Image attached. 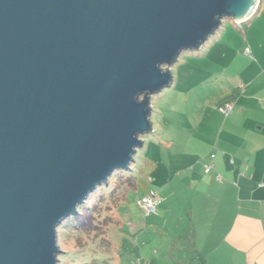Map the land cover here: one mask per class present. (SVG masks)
<instances>
[{"label": "water", "instance_id": "95a60500", "mask_svg": "<svg viewBox=\"0 0 264 264\" xmlns=\"http://www.w3.org/2000/svg\"><path fill=\"white\" fill-rule=\"evenodd\" d=\"M257 1L0 0V264H59V227L130 169L173 64Z\"/></svg>", "mask_w": 264, "mask_h": 264}, {"label": "crops", "instance_id": "0c3cea01", "mask_svg": "<svg viewBox=\"0 0 264 264\" xmlns=\"http://www.w3.org/2000/svg\"><path fill=\"white\" fill-rule=\"evenodd\" d=\"M259 18V28L245 35L252 59L243 55L246 61L231 67L225 95L207 101L198 128H183L175 142L162 143L168 150L181 146L173 159L145 162L162 182L165 226L171 215L174 236L157 243L169 249L159 256L155 240L146 238L155 218L135 227L142 236L138 264H264V0L241 25ZM235 90L233 112L225 116L218 107Z\"/></svg>", "mask_w": 264, "mask_h": 264}, {"label": "rangeland", "instance_id": "374dc122", "mask_svg": "<svg viewBox=\"0 0 264 264\" xmlns=\"http://www.w3.org/2000/svg\"><path fill=\"white\" fill-rule=\"evenodd\" d=\"M260 22L259 18L241 25L243 22L225 19L200 50L181 54L171 68L172 85L151 99L153 132L142 137L144 145L138 150L130 169L115 172L108 185L92 193L78 214L59 227V264H82L94 260L109 264H138L136 240L142 236L135 233V227L147 224V220L150 223L151 218H155L154 228L148 225L146 238L155 240L154 247L159 256L167 257L169 249L161 248L162 245L157 243L168 240L169 234L173 238L170 227L175 219L168 216V225L165 226V207L159 206L153 217L147 216L139 207L145 188L158 192L164 190L155 169H149L145 162L159 163L162 160L166 163L176 156L180 151L177 150L181 147L179 144L171 150L163 144L168 140L175 142L183 128H198L207 101L212 105L225 95L229 89L226 78L234 74L231 67L246 61L244 56L252 59V55L246 53L245 35L252 27L258 29ZM250 41L253 43L252 38ZM165 195L168 193L163 192L161 197ZM181 258L182 254L179 262Z\"/></svg>", "mask_w": 264, "mask_h": 264}, {"label": "built area", "instance_id": "2783aa9c", "mask_svg": "<svg viewBox=\"0 0 264 264\" xmlns=\"http://www.w3.org/2000/svg\"><path fill=\"white\" fill-rule=\"evenodd\" d=\"M241 24V23H240ZM249 54V50L246 51ZM234 109V105L232 102H226L223 106L219 108V110L225 115L229 116ZM212 165H205V172L209 174L212 170ZM218 181L221 182L222 178L218 177ZM151 182V179H150ZM162 200L159 196L158 191L150 189L148 193L143 196L138 204L139 207L145 212L147 216L155 215L158 212V208L161 205Z\"/></svg>", "mask_w": 264, "mask_h": 264}, {"label": "trees", "instance_id": "16d2710c", "mask_svg": "<svg viewBox=\"0 0 264 264\" xmlns=\"http://www.w3.org/2000/svg\"><path fill=\"white\" fill-rule=\"evenodd\" d=\"M237 94H239V90H235L234 93H233V95H232L231 97H228V98L224 99V100L222 101L221 106H223L226 102H232V101L237 97ZM221 106H219L218 109H219ZM120 172H122V171H120ZM146 190H147V189L145 188V194H144V195H146L150 189L147 190V191H146ZM158 193H159V192H158ZM141 198H142V197H141ZM139 200H140V199H139ZM123 232H125V231L123 230ZM139 263H140V262H139ZM82 264H109V263H108V262H101V261L94 260V261H92V262H85V263L82 262Z\"/></svg>", "mask_w": 264, "mask_h": 264}, {"label": "bare ground", "instance_id": "6f19581e", "mask_svg": "<svg viewBox=\"0 0 264 264\" xmlns=\"http://www.w3.org/2000/svg\"><path fill=\"white\" fill-rule=\"evenodd\" d=\"M258 1L255 3L253 9L241 20H238L239 22H245L249 17H251V15L253 14V12L255 11V8L257 7Z\"/></svg>", "mask_w": 264, "mask_h": 264}]
</instances>
